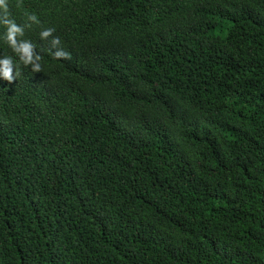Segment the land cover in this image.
<instances>
[{"label": "trees", "instance_id": "trees-1", "mask_svg": "<svg viewBox=\"0 0 264 264\" xmlns=\"http://www.w3.org/2000/svg\"><path fill=\"white\" fill-rule=\"evenodd\" d=\"M8 4L0 264H264V0Z\"/></svg>", "mask_w": 264, "mask_h": 264}, {"label": "clouds", "instance_id": "clouds-1", "mask_svg": "<svg viewBox=\"0 0 264 264\" xmlns=\"http://www.w3.org/2000/svg\"><path fill=\"white\" fill-rule=\"evenodd\" d=\"M32 23L39 24L36 15H28L26 22L21 25L15 22L9 12L8 0H0V27L3 31L0 32V40L7 43L12 51L19 57V61L25 66H31L33 71H40L41 65L39 61L41 56L35 51V45L26 39H18L25 34V28H30ZM55 31L54 28H46L40 32L41 39H47L52 36ZM61 41L59 37H53L51 40V48L49 49L50 55L55 59H70L71 54L65 51L62 47H58ZM55 49V51H52ZM14 67L16 64L12 57L5 56L0 58V78L12 82L16 76L13 75Z\"/></svg>", "mask_w": 264, "mask_h": 264}, {"label": "rangeland", "instance_id": "rangeland-1", "mask_svg": "<svg viewBox=\"0 0 264 264\" xmlns=\"http://www.w3.org/2000/svg\"><path fill=\"white\" fill-rule=\"evenodd\" d=\"M217 31V30H216Z\"/></svg>", "mask_w": 264, "mask_h": 264}]
</instances>
